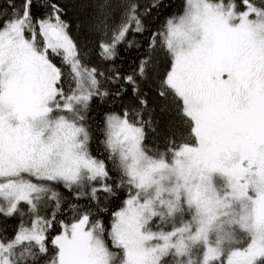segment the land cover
Segmentation results:
<instances>
[{
    "label": "snow or ice",
    "instance_id": "1",
    "mask_svg": "<svg viewBox=\"0 0 264 264\" xmlns=\"http://www.w3.org/2000/svg\"><path fill=\"white\" fill-rule=\"evenodd\" d=\"M5 3L0 215L21 222L0 237V264H35L49 243L48 264H264V0H183L129 74L114 63L120 48L133 47L162 0L97 4L95 55L110 74L88 62L93 50L74 38L59 0ZM158 53L167 63L158 95L187 129L163 150L148 143L157 129L141 89ZM129 90L134 105L93 119L94 101ZM59 186L76 201L64 218Z\"/></svg>",
    "mask_w": 264,
    "mask_h": 264
},
{
    "label": "trees",
    "instance_id": "2",
    "mask_svg": "<svg viewBox=\"0 0 264 264\" xmlns=\"http://www.w3.org/2000/svg\"><path fill=\"white\" fill-rule=\"evenodd\" d=\"M35 3L42 4L43 0H34ZM64 6L66 11L65 19L72 27V35L82 45L86 44L93 50V54L89 58V63L106 74H110L109 62L102 61L97 55H95V42L98 39V34L95 31V26L99 22V13L97 4L100 0H59ZM141 10L144 5L151 3V0H138ZM240 0H237L239 5ZM17 3H22V0H17ZM165 7L160 9H153L149 16L144 17V23L147 28L143 34L133 33L129 37L134 41L132 48L121 46L118 58L115 60V65L119 69L121 74H129L136 69L137 64L144 57L148 51V37L152 31L159 28L166 19L167 16L177 14L181 11L183 0H162ZM0 9H6L5 0H0ZM43 9H40L42 11ZM157 64L156 71L145 81H141V89L145 98L148 101V111L145 112V116L151 115L156 126V133H149L150 140L149 145H158L161 150L164 149L166 139L172 137L177 143L186 140L187 129L181 124V119L177 114L174 106L164 100L158 95L159 78L163 75L167 63L163 59L162 54H156ZM105 87L108 90L114 91L119 85H113L106 83ZM136 103L135 98L132 96L131 90L125 93L119 98L109 97L105 101H94L92 104L91 116L99 123L101 115L108 109L119 110L124 106H131ZM99 145L96 140H93L91 148L93 154H96ZM57 190L65 197V203L63 210L58 215L61 218L70 215L67 204L74 203L72 194L59 186ZM123 193L118 194L109 202V211L102 214V218L107 220L111 211L118 208L121 203ZM82 203V202H81ZM27 210L25 209V212ZM52 209H47L46 212H50ZM27 219V216H25ZM21 222V217H4L0 215V237L12 238L17 226ZM57 233L55 228L50 231V237H54ZM49 252L47 254H41L35 261V264H48V261L54 256V246L49 243Z\"/></svg>",
    "mask_w": 264,
    "mask_h": 264
},
{
    "label": "rangeland",
    "instance_id": "3",
    "mask_svg": "<svg viewBox=\"0 0 264 264\" xmlns=\"http://www.w3.org/2000/svg\"><path fill=\"white\" fill-rule=\"evenodd\" d=\"M255 3L259 4L260 3V0H255Z\"/></svg>",
    "mask_w": 264,
    "mask_h": 264
}]
</instances>
